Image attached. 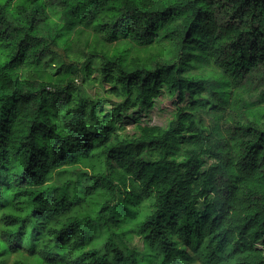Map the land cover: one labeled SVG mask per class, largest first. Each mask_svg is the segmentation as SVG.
Segmentation results:
<instances>
[{
  "label": "trees",
  "instance_id": "trees-1",
  "mask_svg": "<svg viewBox=\"0 0 264 264\" xmlns=\"http://www.w3.org/2000/svg\"><path fill=\"white\" fill-rule=\"evenodd\" d=\"M94 65L107 112L77 86ZM164 92L165 127L122 133ZM262 246L264 0H0V264H264Z\"/></svg>",
  "mask_w": 264,
  "mask_h": 264
},
{
  "label": "rangeland",
  "instance_id": "rangeland-1",
  "mask_svg": "<svg viewBox=\"0 0 264 264\" xmlns=\"http://www.w3.org/2000/svg\"><path fill=\"white\" fill-rule=\"evenodd\" d=\"M93 73L90 76V80L87 82H81L78 80L77 86H79L86 96L99 100L101 108L104 112L110 111L116 105H118L122 99L113 96L109 91V84L103 79L99 73V67L93 66ZM254 80V76L251 77ZM177 103L173 97H170L166 92L162 93L155 99L154 105L150 109H138L137 107L129 108L122 115V119L118 121L123 125L124 134L137 133V124L141 125H157L165 127L168 122L173 118L176 110ZM182 105V104H181ZM61 178H64L63 176ZM133 244L140 247L141 243L138 238H134ZM264 248V246H262ZM24 259V264H44L42 261L27 257L19 254H12L7 258V264H11L14 259ZM193 264H202L199 260H195Z\"/></svg>",
  "mask_w": 264,
  "mask_h": 264
}]
</instances>
